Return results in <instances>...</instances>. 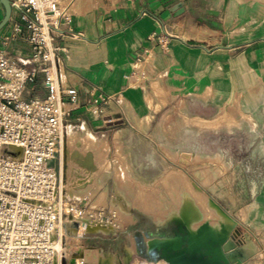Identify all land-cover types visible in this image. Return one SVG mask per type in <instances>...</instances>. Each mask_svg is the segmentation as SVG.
Returning a JSON list of instances; mask_svg holds the SVG:
<instances>
[{
	"label": "crops",
	"instance_id": "crops-1",
	"mask_svg": "<svg viewBox=\"0 0 264 264\" xmlns=\"http://www.w3.org/2000/svg\"><path fill=\"white\" fill-rule=\"evenodd\" d=\"M4 17L0 2V23ZM20 22L13 11L0 32V48L8 38L15 62L32 54L29 29L24 25L23 33L15 32ZM63 32L61 79L78 98L67 126L90 135L94 144L103 140L110 155H122L124 169L133 171L141 187L161 178L188 185L190 172H200V139L206 136L224 142L219 151L231 171L238 151L232 141L243 129L238 125L260 132L264 163L263 6L252 0H75ZM23 95L46 97L42 77L27 84ZM205 127L218 131H200ZM253 194L264 225V177ZM156 197L141 194L131 203H158ZM184 199L189 196L179 194L173 202ZM133 210L132 221L120 231L101 234L122 241V254L135 246L150 259L152 240L176 238L182 228L176 224L180 219L159 224L151 214ZM109 249L122 255L113 245Z\"/></svg>",
	"mask_w": 264,
	"mask_h": 264
},
{
	"label": "built area",
	"instance_id": "built-area-1",
	"mask_svg": "<svg viewBox=\"0 0 264 264\" xmlns=\"http://www.w3.org/2000/svg\"><path fill=\"white\" fill-rule=\"evenodd\" d=\"M74 2H11L20 13L15 32L29 29L32 54L15 62L8 38L0 48V264H72L74 240L116 217L70 198L61 167L70 105L78 103L61 79L59 44ZM39 77L46 97L26 99L27 84Z\"/></svg>",
	"mask_w": 264,
	"mask_h": 264
},
{
	"label": "rangeland",
	"instance_id": "rangeland-1",
	"mask_svg": "<svg viewBox=\"0 0 264 264\" xmlns=\"http://www.w3.org/2000/svg\"><path fill=\"white\" fill-rule=\"evenodd\" d=\"M252 1L264 7V0ZM237 128L243 129H241L242 131L238 130L241 131V133L235 134L237 138L232 141L238 148L235 168L229 171L230 166L227 164V157L223 156L219 151V149L225 145L224 142L212 140L208 138L209 136H206L205 139H200V172H190L189 183L190 186H194L189 187V189L187 187L188 185H185L183 182L181 183V181L176 178H170L168 180L161 178L150 187H141L140 181L138 178L135 179L133 171L130 170L128 166H125L124 169L122 155H110L108 145L103 140H96L95 147H93L92 150L95 155L97 154L96 157H99V160L97 159L99 162L97 161L96 165L100 163V166L97 165L99 169L94 179L90 183L87 181L86 185L84 184L82 187L79 186L80 188H69L68 194L70 198L77 202L86 199L88 204L93 208L103 209L106 213L115 215L116 217L113 221L107 224V226L114 228V230L111 231L113 233H117L124 225L132 221V215L136 212L133 210L134 206L131 201L137 195L144 194L146 197L157 196L158 203L142 204L145 208H141L140 210L147 214H151L152 217L155 211L163 210L167 212L168 214L162 224H166L172 221V219H179L177 212L181 203L173 202V200L179 198V194L182 196H189V199L191 198L194 200V197L199 196L196 197V200L197 203H200V209L203 214L202 220H205V222L202 225L198 223L195 224L197 231L205 224L210 227L215 224L217 225L223 218H228L231 220L234 227L230 232V239L234 236L235 232H239V234L233 238L237 248L242 250V248H245L249 244L251 246L252 254L244 263L264 264V225L261 223L260 215L258 214L260 209L255 203V195L253 194L254 185L259 186L264 177V163L260 156V149L262 147L261 134L259 131H256L255 126L254 129H251L249 126L248 129L244 130L245 125H238ZM68 129L67 126L66 136ZM73 130L76 132L72 145L74 149L76 147V142L79 141V139L82 140L88 134H81L79 132L80 129L77 127H73ZM203 130L206 132L218 131L211 127H205L200 131ZM250 145L252 146L251 154L248 153ZM84 147H86V145L83 143V148ZM245 151H247V155H245ZM104 160L109 162L110 167L108 162L105 163ZM192 160L193 158L190 159V161ZM57 164L59 166V162H57ZM61 167L63 170L62 159ZM110 168L112 171L109 172ZM116 169L123 170L124 179L120 177L122 172H120L121 174L119 172L115 174ZM203 172H207L206 174L210 177L207 181L210 180L206 182V184L205 182H200L198 186V176ZM117 184L119 186H117ZM123 196H126L125 198L128 199V203H122L124 199ZM252 215L255 216V220H252ZM179 221H181V219ZM149 222L152 223V220H149ZM149 222L147 221V224L150 225ZM185 222L186 221H181L176 223L185 230L183 234L184 238L187 237L189 231L191 233V229L188 227L190 225L189 221ZM191 225H193V223H191ZM98 232L100 233L91 234L87 236V238L81 239L84 244L83 246L99 249L102 248L101 246H104L105 248L102 249L104 255L106 257L115 255L117 264H168L159 256V252L156 250L149 253L150 259L149 257L141 255L135 246H128L130 248L127 249V253L122 254L124 252L122 241L114 243L111 241V235L105 238L101 234L107 233L103 231ZM97 242L99 243L96 244ZM111 245H113L116 252L122 255H117L110 251L109 246ZM185 246H187V241L183 247ZM71 251V262L72 264H76L73 262L75 255L82 253V247L77 239L72 243ZM228 261L230 264H234L233 261Z\"/></svg>",
	"mask_w": 264,
	"mask_h": 264
},
{
	"label": "bare ground",
	"instance_id": "bare-ground-1",
	"mask_svg": "<svg viewBox=\"0 0 264 264\" xmlns=\"http://www.w3.org/2000/svg\"><path fill=\"white\" fill-rule=\"evenodd\" d=\"M68 128L69 129L67 132V143H66V146L64 147L63 158H62L63 172H64L67 193H68V190H70L69 188L71 187L80 188L79 186L82 187L84 184L86 185L87 181L90 183L94 179L95 174L99 169L97 165L100 164L99 163L96 165L97 161L99 160V157L97 158L96 157L97 154L95 155L92 150L93 147H95L94 139L90 135H87L83 138L84 140L79 139V141L76 142V147L73 149L72 145L75 139L74 137H75L76 132H74L72 126H68ZM83 143L86 145V147L84 148H83ZM107 162L108 161H105V163ZM206 173L207 172H203L200 175V181L202 183L205 182V184L206 182L210 180L209 179L207 181V179L210 177ZM188 185H190V183H188ZM117 186L119 185L117 184ZM255 190H256V185H254L253 187L254 192ZM141 198L142 197H140L137 200L140 201ZM194 198L195 200L197 199L196 197ZM196 201H194V199H191V198L184 199V201L181 203V206L177 212L178 218L181 219V221H186V222L189 221L190 223L188 227L191 229V233L189 231V237L191 240L192 250L199 251L202 248H205L207 253L217 254L221 258V260L226 264H230L228 260L233 261L234 264H246L244 263V261L248 260L252 254L251 246L249 244L245 248H242V250L237 248L236 243L233 240V238H235L234 236H237L239 234L238 231L235 232L234 236H232L230 239L229 237L230 232L234 228L231 220H229L228 218H223L221 221L218 222L217 225L215 224L210 227L209 225H204L197 231V229L195 228L196 227L195 224L198 223L199 225H202L205 222V220H202L203 214L200 209V205H199L200 203L199 202L197 203ZM132 204L134 207L138 209L145 208V206L140 204V202H134V200ZM167 214L168 213L163 210H159L157 212L155 211L153 213L155 222L159 224L162 223L163 220L166 218ZM191 223H193V225H191ZM91 230L94 232L103 231L104 233L108 234L112 230H114V228L111 226H98V227H92ZM78 241L82 247V253L75 255L73 262H75L76 264H87V263L88 264H117L115 255H109L106 257L101 249L85 247L83 246L84 244L82 243L81 240H78ZM169 244H170V240L154 239L153 241L150 242V248L153 250L158 247H165Z\"/></svg>",
	"mask_w": 264,
	"mask_h": 264
},
{
	"label": "water",
	"instance_id": "water-1",
	"mask_svg": "<svg viewBox=\"0 0 264 264\" xmlns=\"http://www.w3.org/2000/svg\"><path fill=\"white\" fill-rule=\"evenodd\" d=\"M5 8V17L0 23L1 30L10 22L13 9L11 0H0ZM177 222V221H176ZM181 232L184 234L185 230L181 228ZM170 240V244L165 247H158L156 250L159 252V256L165 260L168 264H226L217 254H209L202 248L199 251H193L189 234L184 238L178 235L176 238L166 237L157 238ZM187 241V246L183 247Z\"/></svg>",
	"mask_w": 264,
	"mask_h": 264
},
{
	"label": "flooded vegetation",
	"instance_id": "flooded-vegetation-1",
	"mask_svg": "<svg viewBox=\"0 0 264 264\" xmlns=\"http://www.w3.org/2000/svg\"><path fill=\"white\" fill-rule=\"evenodd\" d=\"M175 233H177V235H181V236H183V233L181 232V228H178V231L175 232Z\"/></svg>",
	"mask_w": 264,
	"mask_h": 264
},
{
	"label": "trees",
	"instance_id": "trees-1",
	"mask_svg": "<svg viewBox=\"0 0 264 264\" xmlns=\"http://www.w3.org/2000/svg\"><path fill=\"white\" fill-rule=\"evenodd\" d=\"M144 256H145V254H144Z\"/></svg>",
	"mask_w": 264,
	"mask_h": 264
}]
</instances>
